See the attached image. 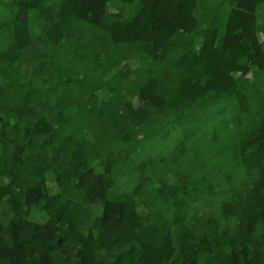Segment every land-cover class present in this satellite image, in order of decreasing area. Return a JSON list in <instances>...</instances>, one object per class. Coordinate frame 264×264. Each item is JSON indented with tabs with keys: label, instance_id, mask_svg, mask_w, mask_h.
<instances>
[{
	"label": "trees",
	"instance_id": "trees-1",
	"mask_svg": "<svg viewBox=\"0 0 264 264\" xmlns=\"http://www.w3.org/2000/svg\"><path fill=\"white\" fill-rule=\"evenodd\" d=\"M0 264H264V0H0Z\"/></svg>",
	"mask_w": 264,
	"mask_h": 264
},
{
	"label": "rangeland",
	"instance_id": "rangeland-1",
	"mask_svg": "<svg viewBox=\"0 0 264 264\" xmlns=\"http://www.w3.org/2000/svg\"><path fill=\"white\" fill-rule=\"evenodd\" d=\"M130 65L133 67V68H135L136 67V65H137V63H136V61L134 60V61H130ZM238 75H240V74H238ZM248 77H251V74H249L248 75ZM127 97L136 105V106H138L139 104H141V100L138 98V97H136V96H134V95H132V94H127ZM49 187H50V192L51 193H53L55 190H56V184L54 183V182H50L49 183Z\"/></svg>",
	"mask_w": 264,
	"mask_h": 264
}]
</instances>
